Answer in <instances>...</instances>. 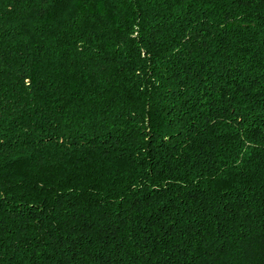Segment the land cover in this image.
Wrapping results in <instances>:
<instances>
[{
	"label": "trees",
	"instance_id": "16d2710c",
	"mask_svg": "<svg viewBox=\"0 0 264 264\" xmlns=\"http://www.w3.org/2000/svg\"><path fill=\"white\" fill-rule=\"evenodd\" d=\"M0 264H264V0H0Z\"/></svg>",
	"mask_w": 264,
	"mask_h": 264
}]
</instances>
